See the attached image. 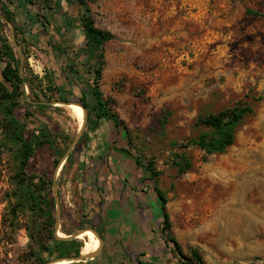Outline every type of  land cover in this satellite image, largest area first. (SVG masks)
<instances>
[{"label": "rangeland", "instance_id": "obj_1", "mask_svg": "<svg viewBox=\"0 0 264 264\" xmlns=\"http://www.w3.org/2000/svg\"><path fill=\"white\" fill-rule=\"evenodd\" d=\"M12 1L16 24L24 34L19 35L18 43L11 23L0 29V34L15 47L20 72L33 80L41 100L25 86L26 95L16 116L27 123V137L36 126L47 127L55 136L56 150L64 151L65 156L81 127L67 106H53L59 102L58 96L50 101L43 89L51 75L56 85L65 84L73 90L68 102L79 104L87 84L93 82L88 73L89 63H93L88 62L84 33L75 21L79 9L72 0H58L59 7L54 0L53 11L40 10L37 3L27 10L38 13L44 24L33 25L17 8V0ZM183 1L89 0L97 26L115 35L105 45L99 87L106 98L117 101L116 110L129 129L134 157L155 162L160 173L156 185L168 198L172 234L184 254L188 256L189 248L197 247L205 264H264V0H240L239 5L232 3L230 10L219 1H210L203 13L183 5ZM39 6H44L43 1ZM67 19L72 26L67 25ZM3 67L1 64L0 70ZM63 71L72 76L69 84ZM26 101L53 108L29 107ZM88 101L93 102L91 98ZM238 105H248L253 112L239 124L234 144L224 153L210 155L193 143L200 135L212 132L198 125L200 117ZM28 110L34 114L29 119ZM109 123H102L104 130L100 127L91 132L75 160L67 163V159L56 176L61 187L59 231L64 237L81 231L82 216L72 182L77 168H82L78 162L91 161L100 149L110 151L106 141L111 134V128H106ZM2 139L0 130V264H31L27 259L34 244L25 227L29 217L23 213L15 217L12 212L18 168L14 152L4 147ZM50 154L48 147L37 151L29 173L54 183L55 162L60 163L64 156ZM53 196L57 217L55 192ZM146 260L180 264L179 258L171 255Z\"/></svg>", "mask_w": 264, "mask_h": 264}, {"label": "trees", "instance_id": "obj_2", "mask_svg": "<svg viewBox=\"0 0 264 264\" xmlns=\"http://www.w3.org/2000/svg\"><path fill=\"white\" fill-rule=\"evenodd\" d=\"M40 1L44 3L42 8L39 6ZM72 1L79 9V14L75 18V21L79 22L84 33L85 46L83 50L86 52L88 62L93 63L92 65L89 63L90 69L88 72L90 75H93V82L87 84V92L84 91L82 97L78 101L88 112V124L83 137L79 141L77 148L68 158L67 163H71L75 160V155L78 153L84 141L89 142V134L91 132L99 130L102 123L111 122L114 132L109 146L110 151L122 152L132 157L136 167L142 170L147 178L154 183L153 192L156 194L160 217L162 219L159 228L161 234L159 244L163 242L164 245H157L155 252L151 253V256L155 257L160 254L171 255L175 258H179L180 264H205L199 248L190 247L189 255L187 256L184 254L179 241L173 236V223L167 208L168 198L156 185L160 173L155 168V162L153 160L143 162L138 157H134L131 151L132 144L129 136V129L116 110L117 101L111 97L106 98L99 87V82L105 67V45L115 39V35L111 31L97 26L93 11L89 7V0ZM53 2L54 0H17L16 4L19 10L25 12L29 22L36 25L37 23H44L38 13L31 14L27 8L37 5L38 3V9L53 11L55 9L52 7ZM13 3L14 1L12 0H0V11L2 14V17H0V29L3 31L5 26L11 23L16 31L18 43H20L19 35L23 36L24 31L16 24L15 12L10 7ZM54 3H56L58 7L61 5V2L58 0ZM42 19H45L46 24L50 23L46 16H42ZM68 21L69 19H67V22ZM72 23L73 22L69 21L67 25L72 26ZM44 26L45 25H43V27ZM35 39L37 42L39 41L38 37H35ZM1 64H4V67L0 70V76L2 77V79H0V114L3 115V119H0V130L3 136L2 144L4 147L12 149L18 168L14 177L16 190L13 192V196L17 199L12 212L15 217H17L19 213H23L29 217L25 227L34 246L29 251L27 262H32L31 264H46L57 258L79 256L83 247L82 240H59L55 236L56 213L53 196V180L34 173H29L31 161L37 151L48 147L51 150L50 155L56 157H63L65 152L56 150L55 136L48 131L49 129L47 127L36 126L33 132H31L30 137L26 136L28 125L16 116V110L21 107V98L26 95L24 87L27 86L29 88L37 101L41 100L33 80L26 74H24L23 77L20 72L21 61L15 47L12 45L10 39L2 34H0V67ZM62 76H64L66 83L69 84L72 79L70 77L72 76L67 75L64 71ZM43 93L46 97L48 94V99L50 101L57 95V101L62 102H68L69 97L74 95L73 90L67 88L65 84L61 86L56 85L55 79L51 75L47 78L46 89H43ZM88 98L92 99V104L88 101ZM26 105L44 109L53 108L52 106L40 102L32 104L26 101ZM80 110L84 114L81 108ZM252 112L253 110L250 106L238 105L218 114L200 117L198 125L211 128L212 132L200 135L193 143L210 155L224 153L234 144L235 134L239 124L243 121L245 116ZM33 115L32 111L28 110L26 112V118L28 119L33 117ZM61 138L64 141L68 140L65 137ZM101 159H104V157ZM85 163H87V161H85ZM58 164V161H56L55 165L57 166ZM84 166L85 164H83L82 168ZM65 169L66 165L63 171ZM182 171L184 172V170ZM58 186L59 190H61L60 184H58ZM96 220L98 221V217H96ZM88 222L91 224V228L98 232L102 240H105V230L101 221L95 223L83 217L79 229L84 228L85 223ZM67 234L70 233L67 232ZM143 256H145L143 253L136 255V264H156L144 260ZM90 262L91 261H88L86 264Z\"/></svg>", "mask_w": 264, "mask_h": 264}, {"label": "crops", "instance_id": "obj_3", "mask_svg": "<svg viewBox=\"0 0 264 264\" xmlns=\"http://www.w3.org/2000/svg\"><path fill=\"white\" fill-rule=\"evenodd\" d=\"M210 1H219L227 10L231 9L232 3L240 4V0H184L183 5L197 7L203 13ZM108 125L110 127L106 128H111V134L106 141L110 145L114 131L113 124L110 122ZM101 129L104 130V126ZM97 141L100 144L101 138L98 137ZM93 157L91 161L85 159V167H78L72 179L79 215L95 223L101 221L105 230L102 250L96 258L88 260L91 261L89 264H136L139 253L145 254L143 259L146 260L155 252L161 237L162 219L153 182L125 153L100 149ZM78 166L83 164L78 162ZM87 229H92L89 222L81 231ZM64 233L67 234L66 231Z\"/></svg>", "mask_w": 264, "mask_h": 264}, {"label": "water", "instance_id": "obj_4", "mask_svg": "<svg viewBox=\"0 0 264 264\" xmlns=\"http://www.w3.org/2000/svg\"><path fill=\"white\" fill-rule=\"evenodd\" d=\"M10 26H12L10 24ZM54 105L53 106H56V105H62V106H70L71 104L73 103H69V102H62V101H59L57 103H53ZM79 106H81L85 112V117H84V122H83V125L82 127L80 128L79 130V133H78V136L76 137L74 143L72 144V146L69 148L68 152L66 153V155L62 158L61 162L57 165L56 167V170H55V176H54V192H55V195H56V202H57V220H56V237L59 239V240H72V239H81L80 238V235L82 233H84L86 230H82L80 232H78L77 234H74L72 236H69V237H61L58 235V232L60 230V220H61V209H60V206H59V196H58V186L56 184V176L59 174L62 166H63V163L68 159L69 155L72 153V151L75 149V147L77 146L78 142L80 141L83 133H84V130L86 128V124H87V110L86 108H84L81 104H77ZM91 231H93L95 233V235L99 238V240L101 241V246L100 248L93 252V253H90V254H87V255H84V254H80L79 256H71V257H66V258H59L57 260H54V261H50L46 264H57V263H61L63 261H67L68 264H74V263H81V262H86L88 260H93L94 258H96L101 250H102V246H103V241H102V238L100 237V235L98 234V232H96L95 230L93 229H90Z\"/></svg>", "mask_w": 264, "mask_h": 264}, {"label": "bare ground", "instance_id": "obj_5", "mask_svg": "<svg viewBox=\"0 0 264 264\" xmlns=\"http://www.w3.org/2000/svg\"><path fill=\"white\" fill-rule=\"evenodd\" d=\"M79 108H78V107ZM70 110L71 115L74 117V119L79 124V127H82L85 117L84 114L80 110V108L83 110V108L77 104H71L70 106H67ZM84 111V110H83ZM72 118V117H71ZM80 130V129H79ZM58 235L61 237H64L65 235L62 232H58ZM80 238L84 241V245L82 248V254L87 255L90 253H93L97 251L101 246V241L99 238L95 235V233L91 230H86L84 233L80 235ZM57 264H68L67 261H63L61 263Z\"/></svg>", "mask_w": 264, "mask_h": 264}]
</instances>
